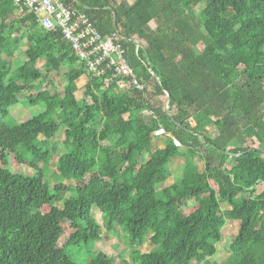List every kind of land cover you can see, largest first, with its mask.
<instances>
[{
  "label": "trees",
  "instance_id": "1",
  "mask_svg": "<svg viewBox=\"0 0 264 264\" xmlns=\"http://www.w3.org/2000/svg\"><path fill=\"white\" fill-rule=\"evenodd\" d=\"M59 1L89 17L100 34H118L144 88L103 86L59 31L42 29L31 13L17 16L0 0V264H74L67 249L91 246L93 207L106 233H125L129 264H204L227 221L238 228L220 264H264V0ZM24 37V61L11 69L3 56L12 57ZM61 70V95L36 90L25 102L43 112L7 122L20 92ZM59 125L65 150L55 165L60 181L50 188L45 169ZM159 128L163 147L153 149ZM176 159L183 160L180 175L161 188ZM9 163L31 173H13ZM87 174L98 180L83 183ZM191 198L197 209L181 216L179 206ZM64 220L78 228L59 246ZM148 231L156 250L140 253ZM86 264L116 263L98 252Z\"/></svg>",
  "mask_w": 264,
  "mask_h": 264
},
{
  "label": "rangeland",
  "instance_id": "2",
  "mask_svg": "<svg viewBox=\"0 0 264 264\" xmlns=\"http://www.w3.org/2000/svg\"><path fill=\"white\" fill-rule=\"evenodd\" d=\"M202 8L203 5L200 4L198 7H196V12H199ZM152 28H153V24H149V26L145 27V30L149 31ZM20 35L24 36V33L23 34L20 33ZM22 40H23L22 43L18 46V51L12 57L3 56V60L9 63L11 69H14L24 61L23 52L28 48L29 43L26 41L27 40L26 37H24ZM42 64H43V60L39 58L35 63V66L44 75V71L41 68ZM65 83L66 81L64 78V71L61 70L59 72L51 73L44 76V78L39 83L35 84L36 87L33 86V89L20 92V94H18V103H16L15 106H11L8 110L9 114L6 119L7 122L20 123L26 121L32 116H36L42 113L43 108L41 106H37V105L30 106L26 104L25 100L27 95L36 93V90H46L50 94L57 93L61 95ZM84 83H85L84 77H81L76 82L78 91L75 94V97L77 100H80L82 98ZM161 100L164 104L165 98L161 97ZM43 116L46 118L47 114H43ZM240 124L243 127L244 122L241 121ZM63 132H64V127L62 125H59L56 136L52 141L51 148L53 151L52 152L53 157L45 169V175H46L45 181L49 183L50 188L51 186H54L57 182L60 181L56 177L55 165L58 156L61 153H63L65 150L63 146ZM212 134L213 133L210 132V135ZM162 141H164V137L158 138L153 144V149L162 148L163 147ZM182 166H183L182 159H176L170 164L171 178H169L165 183H163L161 185V188L172 184L176 180V178H178ZM197 166L199 170H202V164L200 162H197ZM39 167H42V165H39ZM226 167L229 168L230 163H228ZM6 168L7 170L13 173L23 172L26 175H29L31 173V171L28 168L18 167L13 163H9ZM97 180L98 179L96 176H91L90 174H87L82 179V182L87 184L90 182H96ZM64 184H66V182ZM69 196L70 194L68 193L64 195L65 198ZM197 206H198V202L194 198L188 199L179 206V213L181 216H187L190 213L194 212L197 209ZM221 208L223 210L228 209L225 205H221ZM42 211L47 212L49 211V208L45 207L43 208ZM92 216L97 225V231L93 233L92 236L93 242L91 243V246L84 247L82 245H79V246L68 247L67 254L69 256V259L74 264H86L89 262L90 258H92L95 254H97L98 252H102L107 256L113 258L116 264H129L131 261L133 248H131L127 244V238L125 233H123V231L119 227H116L113 232L106 233L102 225L101 212L99 209L95 207L92 208ZM60 226L62 228V234L60 237L59 246H63L70 242L69 241L70 237L77 230L78 226L77 224L66 220L62 221L60 223ZM237 228H238V222L236 221L226 222L225 226L221 230V234H222L221 241L215 244V248H216L215 254L212 257L208 258L206 260V263L204 264H220L228 257L229 244L232 238L236 235ZM150 236H151L150 231H148L144 235L142 245L138 248V251L140 253H149L156 250V248L153 245H150L149 243L148 239ZM189 264H196V263L190 262Z\"/></svg>",
  "mask_w": 264,
  "mask_h": 264
},
{
  "label": "built area",
  "instance_id": "3",
  "mask_svg": "<svg viewBox=\"0 0 264 264\" xmlns=\"http://www.w3.org/2000/svg\"><path fill=\"white\" fill-rule=\"evenodd\" d=\"M15 14L21 16L31 13L36 22L46 31H59L62 40L69 45L77 61L84 65L86 72L95 79L101 80L107 87L119 82L123 87L127 82L137 91H143L133 71L125 59V49L119 43L116 32L102 35L92 21L84 13L67 8L59 0H9ZM136 44V42H135ZM139 45L136 44L135 52ZM143 117H155L148 111L141 113ZM153 136L160 138L164 131L159 128ZM172 144L180 148L179 142L171 138Z\"/></svg>",
  "mask_w": 264,
  "mask_h": 264
},
{
  "label": "water",
  "instance_id": "4",
  "mask_svg": "<svg viewBox=\"0 0 264 264\" xmlns=\"http://www.w3.org/2000/svg\"><path fill=\"white\" fill-rule=\"evenodd\" d=\"M76 3H77V2H76ZM151 75H152V77L154 78V80H155L157 83H159V82H158V79L155 77L154 73L151 72ZM164 94H165V101H164L163 106H164L165 111H167L168 95H167L165 92H164Z\"/></svg>",
  "mask_w": 264,
  "mask_h": 264
}]
</instances>
